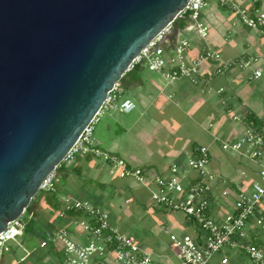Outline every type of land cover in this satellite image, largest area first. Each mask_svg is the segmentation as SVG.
Segmentation results:
<instances>
[{"label": "crops", "instance_id": "0c3cea01", "mask_svg": "<svg viewBox=\"0 0 264 264\" xmlns=\"http://www.w3.org/2000/svg\"><path fill=\"white\" fill-rule=\"evenodd\" d=\"M232 1L241 6L251 4V0ZM201 16L209 26L207 37L202 39L192 31L174 27L162 43L166 56L173 53L179 38L188 37L192 40L188 60L197 57L199 49L208 45L228 59L253 57L254 64L245 70L233 68L225 74L213 73L212 64L204 65L198 84L184 77L169 83L160 73L138 64L116 86V101L103 110L95 124V138L100 148L118 154L130 166L145 169L149 180L156 174L168 176L172 164L189 171L188 161L195 155L196 147H207L212 157L210 169L217 176L211 215L224 219L233 211L237 196L251 189L260 170V166L246 156L222 150L221 140L240 138L248 119L264 122V37L242 25L231 8L218 0H211ZM256 69L262 72L259 79L254 78ZM126 100L136 104L130 113L120 109ZM112 176L101 159L92 154L78 156L60 173L56 192L60 208L53 210L45 196L34 201L36 218L50 228L44 227V231H76L72 214L60 213L74 200H85L109 211L113 224L116 215L123 213L132 217L135 210L131 206L135 202L142 208L152 206L164 216L178 213L153 203L148 186L133 178ZM128 199L131 201L126 203ZM181 216V220L176 217L173 222L166 218L173 224L170 236H204L203 231L186 221L183 213ZM260 219L262 225L257 222ZM247 232L264 250V202L249 220ZM169 241L160 239L158 245L151 248L143 243L141 246L153 254L154 264H181L180 259L168 251ZM243 254L225 248L215 254L210 263L245 264L238 259ZM224 259L228 262L224 263Z\"/></svg>", "mask_w": 264, "mask_h": 264}, {"label": "water", "instance_id": "95a60500", "mask_svg": "<svg viewBox=\"0 0 264 264\" xmlns=\"http://www.w3.org/2000/svg\"><path fill=\"white\" fill-rule=\"evenodd\" d=\"M191 0H0V232Z\"/></svg>", "mask_w": 264, "mask_h": 264}, {"label": "built area", "instance_id": "2783aa9c", "mask_svg": "<svg viewBox=\"0 0 264 264\" xmlns=\"http://www.w3.org/2000/svg\"><path fill=\"white\" fill-rule=\"evenodd\" d=\"M210 1H190L183 12L190 14V23L185 31H192L202 39L207 37L209 26L202 20L201 15ZM218 1L221 5L231 8L242 25L264 37V0H251L250 6H241L232 0ZM173 28L171 24L144 48L134 65L145 64L149 70L160 73L169 83L184 77L198 84L204 73V65L212 64L213 73L225 74L233 68L245 70L256 61L253 57L228 59L208 45L199 49L197 57L188 60L187 55L192 49V40L188 37L179 38L173 53L166 56L162 43ZM261 76L262 72L256 69L254 78L259 79ZM116 98L115 92H111L102 110L86 128L62 165L69 166L78 156L92 154L106 163L110 175L120 179L133 178L148 186L152 202L156 205L165 210L183 213L187 222L205 234L201 237L189 234L170 236L168 251L176 255L181 264H211L213 256L225 248L244 253L252 264H264V250L249 238L247 232L249 220L264 202V122L248 119L247 127L240 138L221 140L222 150L246 156L256 162L260 170L251 189L237 196L233 211L224 219H217L211 215L217 176L210 169L212 157L207 147H196L195 155L188 161L189 171L180 165L172 164L168 176L156 174L149 180L145 169L130 166L118 154L97 145L95 124L100 120L103 110L108 109ZM135 108L136 104L130 100L120 105L121 111L126 113ZM235 119L238 117L235 116ZM58 169L43 181L41 191L57 192L60 182ZM130 201L126 200V203ZM67 212L75 219L76 231H52L40 240L42 248L58 253L59 259L55 264H154L153 254L146 251L136 238L113 224L109 211L85 200H74L60 213L65 215ZM34 219L33 211L28 215L25 213L0 232V264H5L11 243H16L26 251V255L16 261V264H23L31 256L32 252L24 248L21 239L28 234ZM257 222L260 225L263 223L262 219ZM223 262L227 263L228 260L224 259Z\"/></svg>", "mask_w": 264, "mask_h": 264}, {"label": "rangeland", "instance_id": "374dc122", "mask_svg": "<svg viewBox=\"0 0 264 264\" xmlns=\"http://www.w3.org/2000/svg\"><path fill=\"white\" fill-rule=\"evenodd\" d=\"M248 69V68H247ZM117 177V176H112ZM41 193V191H40ZM35 199L33 200V202ZM32 202V203H33ZM150 206V204H149ZM131 208H134L132 217H127L123 213L113 217L115 225L121 229V231L127 232L132 235L140 244H144L149 248L157 246L160 239L164 242L170 239V234L174 230L172 225L169 224L168 218L172 222L173 219H182L181 213L165 214L162 212H156L153 207L142 208L135 202ZM41 236L35 234H26L22 239V244L25 249L32 252L31 256L23 264H55L59 259L57 252H54L47 248L40 246ZM169 244V243H168ZM26 255V251L16 243H11V250L6 254L5 264H16V261ZM239 262L245 264H252L250 259L245 255L238 256Z\"/></svg>", "mask_w": 264, "mask_h": 264}, {"label": "trees", "instance_id": "16d2710c", "mask_svg": "<svg viewBox=\"0 0 264 264\" xmlns=\"http://www.w3.org/2000/svg\"><path fill=\"white\" fill-rule=\"evenodd\" d=\"M190 23V14L188 12L183 13L182 15H180L177 20L175 21V23L173 24L174 27H176L179 30H184L187 25ZM138 66V64L134 65L131 70L129 72L126 73V75L130 74L132 71H134L136 69V67ZM117 88V87H116ZM116 88L113 92H116ZM69 166L67 165H62L61 167H59V172L61 173L63 170L67 169ZM43 196H45L46 198H48L51 201V208L53 210H58L60 208V203L58 202V198L56 195V192H44L41 191V193H39L36 198L35 201L37 199L42 198ZM34 209V202L30 205V207L28 208V210L26 211V215H28L30 212H32ZM38 214V213H36ZM35 214V218L37 217V215ZM48 226V225H47ZM44 227L45 229H50L49 227H46V224L42 221V220H38L37 218L35 220L32 221L30 227H29V234H35L37 236H45L47 233L44 231Z\"/></svg>", "mask_w": 264, "mask_h": 264}]
</instances>
